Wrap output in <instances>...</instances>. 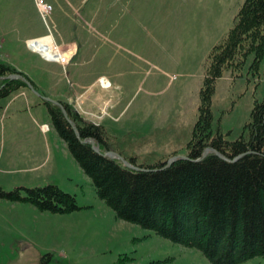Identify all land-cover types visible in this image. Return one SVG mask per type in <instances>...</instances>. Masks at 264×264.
<instances>
[{
  "label": "rangeland",
  "instance_id": "rangeland-1",
  "mask_svg": "<svg viewBox=\"0 0 264 264\" xmlns=\"http://www.w3.org/2000/svg\"><path fill=\"white\" fill-rule=\"evenodd\" d=\"M21 1L0 0V22L21 7L45 31L33 0ZM241 2L86 0L68 22L82 23L89 51L75 52L64 67L28 53L23 69L35 89L0 97V187L54 183L74 195L77 208L38 210L28 201L0 197V264H39L40 256L41 264H212L193 246L117 217L69 153L38 94L80 104L85 118L101 115L111 148L136 162L183 155L208 52ZM251 58L248 53L215 79L211 130L228 140L244 134L253 99L263 93L262 61L253 70ZM100 79L108 85L101 87ZM84 88L88 96L85 89L79 98ZM235 264H264V254Z\"/></svg>",
  "mask_w": 264,
  "mask_h": 264
},
{
  "label": "trees",
  "instance_id": "trees-1",
  "mask_svg": "<svg viewBox=\"0 0 264 264\" xmlns=\"http://www.w3.org/2000/svg\"><path fill=\"white\" fill-rule=\"evenodd\" d=\"M248 53L249 68L256 70L262 61L264 79V0H242L233 23L210 47L184 156L148 163L124 156L129 164H123L103 153L113 149L102 124L83 118L66 101L42 99L69 153L117 217L193 246L212 264H235L264 254V89L261 98L253 99L244 134L228 140L211 130L215 79L240 65ZM27 82L35 88L24 72L0 61V97ZM206 147L211 149L203 152ZM0 197L28 201L38 210L77 208L74 195L54 183L0 187Z\"/></svg>",
  "mask_w": 264,
  "mask_h": 264
},
{
  "label": "crops",
  "instance_id": "crops-1",
  "mask_svg": "<svg viewBox=\"0 0 264 264\" xmlns=\"http://www.w3.org/2000/svg\"><path fill=\"white\" fill-rule=\"evenodd\" d=\"M51 2L52 17L56 23L58 34L55 39L58 42L73 41L77 45V51L83 55L92 48V42L81 30V22H68L70 16L78 12L86 0H48ZM16 4L22 5V1L16 0ZM32 5V4H31ZM17 13L7 14L0 22V61H4L14 66L17 70L24 71V66L29 56V51L25 46V39L42 33L41 27H36L28 18L26 11L21 7ZM92 10V9H91ZM93 13V11H91ZM93 28V27H91ZM59 30V31H58ZM35 54V53H34ZM39 57V56H38ZM27 75V74H26ZM22 90L21 88L16 89ZM14 90V91H16ZM20 92H16V95Z\"/></svg>",
  "mask_w": 264,
  "mask_h": 264
},
{
  "label": "built area",
  "instance_id": "built-area-1",
  "mask_svg": "<svg viewBox=\"0 0 264 264\" xmlns=\"http://www.w3.org/2000/svg\"><path fill=\"white\" fill-rule=\"evenodd\" d=\"M37 6L38 12L44 22H47L50 19L52 6L47 0H34ZM54 28V25L51 23L46 24V32L34 37L27 39L26 46L29 50L36 52L45 60H53L60 62L61 64L66 63L71 56L74 54L75 46L69 42L64 44H57L52 38L51 30ZM81 93L78 94V97H81ZM82 100V99H80ZM79 101L75 99V103ZM76 108L79 110L80 104L76 103ZM101 113L104 112L103 109H100ZM81 112V111H80ZM84 114V113H83ZM92 115V113H91ZM93 120V117H91Z\"/></svg>",
  "mask_w": 264,
  "mask_h": 264
},
{
  "label": "water",
  "instance_id": "water-1",
  "mask_svg": "<svg viewBox=\"0 0 264 264\" xmlns=\"http://www.w3.org/2000/svg\"><path fill=\"white\" fill-rule=\"evenodd\" d=\"M15 75L18 76V74H15ZM27 86H29L30 88H32V86H31V84H30L29 82H27ZM32 89H33V88H32ZM42 97L45 98V99L51 100V101L56 102V103L59 104V102L56 101V100H52V99H50V98H46L45 96H42ZM62 112H63V114L66 116V114H65V112H64L63 109H62ZM92 147H93V146H92ZM93 149L97 150V148H95V147H93ZM203 152H206V150H204ZM104 154H106V155H112V156H115V157H117V158H119V159H122V156H121L120 154H118V153H116V152H114V151H112V150L105 151ZM217 154H218L219 156H222V155L219 154V153H217ZM181 156H184V155H181ZM170 159H172V158H169L168 161H169Z\"/></svg>",
  "mask_w": 264,
  "mask_h": 264
},
{
  "label": "bare ground",
  "instance_id": "bare-ground-1",
  "mask_svg": "<svg viewBox=\"0 0 264 264\" xmlns=\"http://www.w3.org/2000/svg\"><path fill=\"white\" fill-rule=\"evenodd\" d=\"M102 84H106V80L103 79V80H102Z\"/></svg>",
  "mask_w": 264,
  "mask_h": 264
}]
</instances>
